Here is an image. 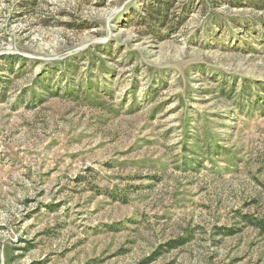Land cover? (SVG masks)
Returning <instances> with one entry per match:
<instances>
[{"label":"rangeland","instance_id":"rangeland-1","mask_svg":"<svg viewBox=\"0 0 264 264\" xmlns=\"http://www.w3.org/2000/svg\"><path fill=\"white\" fill-rule=\"evenodd\" d=\"M154 2L0 0V264H264V0Z\"/></svg>","mask_w":264,"mask_h":264},{"label":"trees","instance_id":"trees-1","mask_svg":"<svg viewBox=\"0 0 264 264\" xmlns=\"http://www.w3.org/2000/svg\"><path fill=\"white\" fill-rule=\"evenodd\" d=\"M175 0H155L154 4H152L151 9L149 10V18H148V25L151 26L152 28L155 27H159L161 25H164L170 16V7L172 5H174ZM255 4H257L256 2H253ZM142 18H146V16L144 15ZM7 58L10 59H19L21 62H25L28 59L26 57H23L21 55H11V56H6ZM72 69L71 66L68 67L67 71H70ZM63 74H66V70L63 71ZM224 84L229 83L228 80L223 81ZM230 84V83H229ZM231 86L229 87V90H235V84H230ZM248 87H245L243 89V92L239 93V100L238 102H244L246 97H249L252 95L251 93V87L249 85H247ZM70 91L75 90L74 88H69ZM220 93H224L227 94V91L225 90H221ZM246 95V96H245ZM259 97V96H258ZM257 97V98H258ZM259 99V98H258ZM259 105V102H258ZM241 218H243V221L247 222L250 225L255 226L257 229H259L261 232H264V218H258L255 216H250L247 214H244L243 216H241ZM185 240H179V239H175V240H171L170 242H168L167 247L168 248H175L178 247L179 245H182L184 243Z\"/></svg>","mask_w":264,"mask_h":264}]
</instances>
